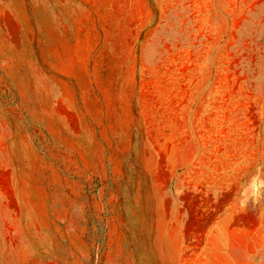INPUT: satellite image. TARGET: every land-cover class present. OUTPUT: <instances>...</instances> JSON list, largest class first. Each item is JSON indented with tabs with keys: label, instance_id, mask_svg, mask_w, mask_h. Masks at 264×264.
I'll use <instances>...</instances> for the list:
<instances>
[{
	"label": "rangeland",
	"instance_id": "374dc122",
	"mask_svg": "<svg viewBox=\"0 0 264 264\" xmlns=\"http://www.w3.org/2000/svg\"><path fill=\"white\" fill-rule=\"evenodd\" d=\"M0 264H264V0H0Z\"/></svg>",
	"mask_w": 264,
	"mask_h": 264
},
{
	"label": "crops",
	"instance_id": "0c3cea01",
	"mask_svg": "<svg viewBox=\"0 0 264 264\" xmlns=\"http://www.w3.org/2000/svg\"><path fill=\"white\" fill-rule=\"evenodd\" d=\"M146 54L142 53L141 54V60L139 59L138 55H134L132 52H130V57H128L129 53L126 56V60L131 58V62L129 65L121 64V61L117 59V63L113 62L110 63L109 58H101L100 63H93L91 64V67H89V60L86 57L85 59V64L80 66L79 68H84L81 71L82 74H84L85 78H87V72L88 68H94V74L97 73H102L101 76H99L101 83L103 85L108 86L109 89L112 91V95L116 97L115 103L110 102L109 100H106V102H99L97 99L94 101L95 103L93 104L94 106H91L87 104L88 108H93L95 111V119L98 123L102 122L103 124L107 121L109 124L110 122H120V121H125L126 119L123 116L124 112H127L128 114L134 113L139 111V109H136L133 104H128V103H122L118 102L119 98L122 95H128L130 93L128 92H121L120 89L122 88L123 90H126V87L124 84H122L121 80L118 78H112L109 74H113L114 72L119 71L120 68H149L146 67L145 65V59H146ZM142 62V64H141ZM156 68H161V103L160 107H156L151 109V112H155L156 114L153 117V121H156V123L152 124L149 129H146V135L147 136H168V130H169V121L170 119L173 121L174 118H170V110L171 113L176 116H179V111H181V114H183V100L182 102L179 103V100L177 99L176 104L170 107L169 101H168V88L169 85L171 88H176L177 89V94H178V88L180 81L182 80L180 78V68H168V66H160L158 65ZM131 70V72H133ZM136 76L137 71H134ZM98 78V77H96ZM171 80V82H170ZM98 88L101 90V88H104L103 86H100L99 80L96 81ZM135 85V84H134ZM134 85L131 87L134 89ZM136 89V87H135ZM136 94L137 91L131 92ZM174 103V102H173ZM172 115V116H173ZM173 118V119H172ZM177 119V118H176ZM128 123L126 126H120L118 130H124L125 135L127 136H141L143 133L142 131L144 130L140 125L138 126L137 121L138 120L136 117L130 116L127 119Z\"/></svg>",
	"mask_w": 264,
	"mask_h": 264
}]
</instances>
